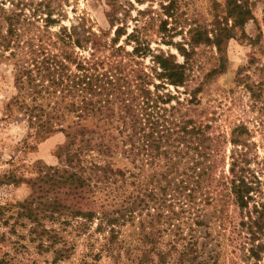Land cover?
Segmentation results:
<instances>
[{"label":"trees","instance_id":"16d2710c","mask_svg":"<svg viewBox=\"0 0 264 264\" xmlns=\"http://www.w3.org/2000/svg\"><path fill=\"white\" fill-rule=\"evenodd\" d=\"M106 1L109 30L95 32L81 18L52 34L50 27L59 19L49 2L39 24L40 18L26 14V3L10 0L14 8H8L7 0H0V57L14 62L17 89L6 105L7 117L20 116L34 139L65 134V142L55 153L59 164L42 167L37 178L26 182L30 194L17 207L19 216L34 225L41 247L48 241L50 249L57 236L45 220L65 215L92 221L99 214L96 205L100 201L101 221L112 228V235L121 219L134 222L139 218L143 243L149 246L143 253L147 258L156 250L150 246H155V223L164 219L179 233L183 220L192 215L184 217L189 203H212L217 187L227 186L242 210L253 200L251 193L259 181L247 177V128L234 127L229 139L224 133L213 135L209 121L193 119L185 108L199 105L197 95L207 79L224 72L225 44L234 38L235 29L254 18L256 4L224 0V15H214L211 31L190 29L185 44L166 39L174 37L167 25L176 0H160L168 19H160L159 32L163 42L183 57L181 63L175 54L153 49L141 27L128 32L120 22L123 4ZM148 12L138 11V15L141 18ZM33 30L36 35L30 34ZM42 35L49 41H43ZM201 44L215 47L219 69H212L201 87L181 100L179 88L188 84L193 55ZM149 57L151 65L145 66ZM224 144L233 147L228 172L225 157H218ZM117 159L129 166H119ZM126 187L131 188L128 194ZM116 191H122V197L113 198ZM100 192L105 199L98 198ZM177 205H181L179 211ZM111 207L116 208L108 210ZM254 209L258 213L254 225L262 231L264 212L259 213L256 205ZM196 223L203 222L193 220ZM56 254V260L66 256L62 249Z\"/></svg>","mask_w":264,"mask_h":264},{"label":"rangeland","instance_id":"374dc122","mask_svg":"<svg viewBox=\"0 0 264 264\" xmlns=\"http://www.w3.org/2000/svg\"><path fill=\"white\" fill-rule=\"evenodd\" d=\"M14 1L26 3V14L40 18L39 24H43L41 17L44 19L45 5L49 2L55 11L54 16L59 19L50 27L52 34L59 32L62 26L70 27L81 18L86 27L95 32L109 30L106 0ZM9 2L7 0L6 7L14 8ZM118 2L123 4L124 10V15H120L121 25L128 32L135 26L141 27L153 49L173 53L179 62L184 61L174 46H167L162 40L160 19L168 18L163 15L160 0ZM250 2L256 4L252 9L254 18L235 29L234 38L225 44L224 72L212 75L204 86H200L205 76L220 66L215 47L201 44L193 55L189 82L184 88H179L181 94L178 96L181 100L189 98L192 91L201 87L197 95L200 104H191L185 109H189L193 119L209 121L213 125V135L224 133L229 139L234 127L244 125L247 128V145L244 148L249 160L247 177L259 181L257 190L251 193L253 200L242 210L227 186L217 187L212 203H189L186 209L190 207V211L184 217H188L190 212L192 215L180 223L179 233L164 219L155 223V246H150L156 250L147 258L143 253L149 246L143 243L139 218L134 222L121 219L113 226L112 235V228L101 221L100 201L96 205L99 214L92 221L65 215L45 220V226L55 229L57 243L47 249L50 242L46 241L41 247L40 239L33 232L34 225L19 216L17 203L29 196L30 187L26 182L37 178L42 167L59 164L55 153L65 142V134L56 132L41 140L34 139L20 116L7 117L6 105L17 92L15 66L12 60L0 57V264H264V226L259 231L254 225L258 214L254 206L259 213L264 212V1ZM223 7L224 0H176L171 10L173 16L167 25L168 33L174 37L166 39L187 44L190 29L199 27L210 32L214 15L223 17ZM143 10L149 12L140 18L138 11ZM30 34L36 35L35 30ZM42 39L49 41L47 35H42ZM53 41L54 38L51 43ZM35 43L38 42L35 40ZM127 48L131 50V46ZM76 51L83 56L88 55V51ZM144 62L145 66H150V57ZM169 89L175 91L173 87ZM232 148L230 144H224L218 156L225 157L227 172ZM116 161L121 167L129 166L125 160ZM126 189L128 194L131 188ZM122 195V191L112 194L113 198ZM99 197L105 199L101 192ZM180 207L177 205L175 209L179 211ZM151 213L156 211L151 209ZM195 219L203 223L193 224ZM256 231L258 234H254ZM43 239L46 240L47 236ZM188 244L194 249H186ZM59 249L66 254L62 260H56Z\"/></svg>","mask_w":264,"mask_h":264}]
</instances>
